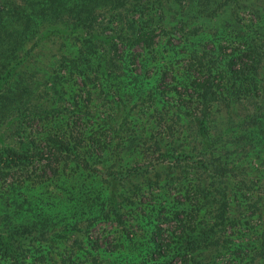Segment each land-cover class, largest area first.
Returning <instances> with one entry per match:
<instances>
[{"label":"rangeland","instance_id":"obj_1","mask_svg":"<svg viewBox=\"0 0 264 264\" xmlns=\"http://www.w3.org/2000/svg\"><path fill=\"white\" fill-rule=\"evenodd\" d=\"M140 4L102 12L86 53L80 33L34 38L0 80V150L44 147L0 170V264H183V229L189 264H264V0ZM139 15L152 38L123 42ZM243 54L235 86L220 60ZM69 123L86 134L61 152Z\"/></svg>","mask_w":264,"mask_h":264},{"label":"trees","instance_id":"obj_2","mask_svg":"<svg viewBox=\"0 0 264 264\" xmlns=\"http://www.w3.org/2000/svg\"><path fill=\"white\" fill-rule=\"evenodd\" d=\"M2 8H0V80L5 81L9 77L12 71L26 58L30 55V49H28L27 44H29L34 38L41 40L44 37H48L51 34H61L62 36L73 37L75 33H80L81 36H88L85 41H82V45L79 48L82 53H86L91 47L96 45V39L101 36H109L110 34L106 32L108 26H111L114 20L120 14V10L123 8H138L140 10V0H3L1 3ZM102 12L109 14L108 22L109 25L106 27L103 23H100L99 16ZM141 9V13H142ZM122 14V13H121ZM127 14V13H126ZM136 18V19H135ZM142 15L138 17H133L131 20L133 28V35L126 36L124 33L115 32L118 36H121L123 42H133L137 44L139 42H145L147 38H152L154 30L144 31L145 23L141 24ZM111 20V21H110ZM130 22V19H128ZM98 24V27H97ZM134 24V25H133ZM123 30V28H122ZM94 32L97 33V37L93 36ZM253 54V52H251ZM247 56H249L247 54ZM245 57L243 54L240 57H222L220 62L227 67V72H229L232 77H234V85H237L238 80L243 81V78L248 77V72L254 68L256 57ZM87 57V56H86ZM237 78V80H236ZM86 78L82 81L86 82ZM232 80V78L230 79ZM245 80V79H244ZM247 80V79H246ZM9 95H3L1 99L7 98ZM5 109L3 105L0 104V111ZM82 116H85L82 109L77 111ZM82 112V113H81ZM208 114L203 116L208 124L210 123L208 119ZM68 129L61 130L59 134L62 137H57V134L50 133L49 135H54L50 137L48 141L53 144L61 152L69 151L70 141L72 139H79L77 137L86 134V129H74V126L69 123ZM204 134H208V126L203 127ZM94 134V132H93ZM103 134H94L96 136H102ZM77 136V137H75ZM45 137L43 138V140ZM99 141L101 139H98ZM55 151H58V150ZM44 147L36 145L34 141V146H30L24 152H21L14 148H3L0 150V170H11L15 167L21 165H28L34 161L41 160L43 158ZM86 153V151H85ZM220 219L226 220L228 217L229 207L227 203H224L221 207ZM169 216H173L177 221L178 211L170 210ZM225 223V221L223 222ZM29 227L24 226V229ZM161 228L159 231L154 233V243L160 249H163V245H159V237ZM204 233V232H203ZM188 231L182 230L179 240L180 242H187V246L182 252V263H190L191 244L194 245L188 239ZM0 238L2 236L0 235ZM4 245V244H3ZM6 250L3 253L5 257L9 256L14 259H19L22 253L14 252L10 245H5ZM158 256L162 258V254L157 253ZM170 264L171 260H167ZM29 264V263H28Z\"/></svg>","mask_w":264,"mask_h":264}]
</instances>
